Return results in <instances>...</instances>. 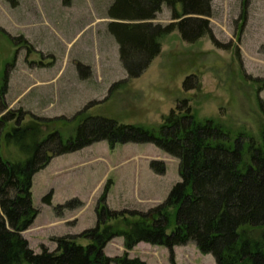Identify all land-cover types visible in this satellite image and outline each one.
Wrapping results in <instances>:
<instances>
[{"label": "rangeland", "instance_id": "rangeland-1", "mask_svg": "<svg viewBox=\"0 0 264 264\" xmlns=\"http://www.w3.org/2000/svg\"><path fill=\"white\" fill-rule=\"evenodd\" d=\"M110 3L0 0V83L7 72L8 110L29 113L25 123L31 115L51 120L43 130L57 129L68 136L74 124L55 120L70 119L82 110L122 124L157 128L176 102L186 99L198 119H213L233 133L243 131L260 139L264 116L256 97L264 106V0L248 1L245 20L240 19L242 0H211L212 34L231 49L216 48L208 37L187 44L174 31L162 38L161 54L148 69L131 80L106 29ZM170 22V10L163 5L154 23ZM186 77H193L198 87L184 92ZM13 126L11 122L7 128ZM0 153L6 161L24 158L15 146L5 144L3 136ZM153 161L164 165L162 175L150 169ZM179 181L178 160L151 144L110 149L104 141L94 143L53 158L33 176L32 204L38 215L22 236L36 254L42 248L53 251L55 238L78 237L95 227V208L105 185L110 187L109 209L146 212L162 203ZM50 192L51 204L44 205L42 198ZM68 204L71 207L57 216L56 208ZM77 243L85 246L88 241L77 238ZM103 253L109 259L123 257L122 238L112 239ZM126 253L128 259L145 264H215L192 243L175 247L172 260L166 248L145 243Z\"/></svg>", "mask_w": 264, "mask_h": 264}, {"label": "trees", "instance_id": "trees-1", "mask_svg": "<svg viewBox=\"0 0 264 264\" xmlns=\"http://www.w3.org/2000/svg\"><path fill=\"white\" fill-rule=\"evenodd\" d=\"M248 1L242 0L241 20L247 18ZM163 5L170 10L167 25L154 23ZM211 10V0H111L106 29L117 45L127 79H136L148 69L161 54L162 38L174 31L187 44L208 37L216 48L229 51L231 45L219 43L212 34ZM235 52L240 62L238 49ZM192 79L182 82L184 92L198 87ZM8 80L5 72L0 83V138L24 158L6 161L0 153V264H145L127 257L126 252L139 243L166 248L170 260L175 247L192 243L201 254L211 255L215 264H264V132L256 140L243 131L233 133L213 119L200 120L183 99L157 128L122 124L82 110L70 119L55 120L74 124L64 136L57 129L43 130L51 120L31 115L25 123L29 113L8 110L4 101ZM256 101L264 116L258 94ZM11 122L14 126L8 129ZM102 141L110 149L124 144L155 146L178 160L180 181L162 203L146 212L109 209L110 187L105 185L97 200L94 228L78 237L55 238L53 251L42 248L34 253L22 236L38 215L32 204L33 176L53 158ZM149 167L156 175L165 170L157 161ZM51 199L50 192L42 203L50 205ZM70 207L58 206L57 216ZM118 237L123 240L124 256L109 259L103 250ZM77 238L88 244L77 243Z\"/></svg>", "mask_w": 264, "mask_h": 264}]
</instances>
